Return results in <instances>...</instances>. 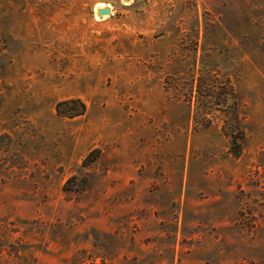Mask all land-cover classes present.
I'll return each instance as SVG.
<instances>
[{
	"label": "rangeland",
	"instance_id": "rangeland-1",
	"mask_svg": "<svg viewBox=\"0 0 264 264\" xmlns=\"http://www.w3.org/2000/svg\"><path fill=\"white\" fill-rule=\"evenodd\" d=\"M0 264H264V0H0Z\"/></svg>",
	"mask_w": 264,
	"mask_h": 264
},
{
	"label": "trees",
	"instance_id": "trees-1",
	"mask_svg": "<svg viewBox=\"0 0 264 264\" xmlns=\"http://www.w3.org/2000/svg\"><path fill=\"white\" fill-rule=\"evenodd\" d=\"M72 101H77L79 103V105L81 106V111L84 109V103L82 101H80L78 98H74L72 99ZM63 104L62 101L58 102L57 103V110L60 111V106ZM74 114L75 113H79V112H73Z\"/></svg>",
	"mask_w": 264,
	"mask_h": 264
},
{
	"label": "water",
	"instance_id": "water-1",
	"mask_svg": "<svg viewBox=\"0 0 264 264\" xmlns=\"http://www.w3.org/2000/svg\"><path fill=\"white\" fill-rule=\"evenodd\" d=\"M97 13L102 15V14H109L110 9L108 7H100L97 9Z\"/></svg>",
	"mask_w": 264,
	"mask_h": 264
}]
</instances>
